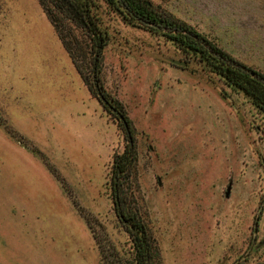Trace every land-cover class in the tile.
Instances as JSON below:
<instances>
[{"label": "rangeland", "instance_id": "374dc122", "mask_svg": "<svg viewBox=\"0 0 264 264\" xmlns=\"http://www.w3.org/2000/svg\"><path fill=\"white\" fill-rule=\"evenodd\" d=\"M152 1L264 73V0ZM102 24L98 81L163 264H264V115L162 35ZM82 65L93 92L38 0H0V264H102L94 233L127 245L107 172L128 138Z\"/></svg>", "mask_w": 264, "mask_h": 264}, {"label": "trees", "instance_id": "16d2710c", "mask_svg": "<svg viewBox=\"0 0 264 264\" xmlns=\"http://www.w3.org/2000/svg\"><path fill=\"white\" fill-rule=\"evenodd\" d=\"M38 3L84 83L93 92L82 65L85 58L91 60L97 96L100 91L118 118L122 116V120L119 119L128 138L120 152H113L107 172L114 209L127 232V245L123 249L112 243L105 245L94 233L100 261L102 264H163L146 213L133 205L131 183L136 173L137 148L130 122L119 101L103 92L98 81L99 62L109 41L102 24L103 15L112 13L127 23L142 25L162 35L183 53L219 75L227 86L241 93L263 115L264 73L238 60L205 33L152 0H38ZM99 101L102 103L101 99ZM124 122L128 124L129 132Z\"/></svg>", "mask_w": 264, "mask_h": 264}, {"label": "water", "instance_id": "95a60500", "mask_svg": "<svg viewBox=\"0 0 264 264\" xmlns=\"http://www.w3.org/2000/svg\"><path fill=\"white\" fill-rule=\"evenodd\" d=\"M171 62L175 63V64H178V65H186V62L185 61H182V60H179V59H174V58H171L170 59ZM98 95L100 96L101 100L104 99V97L102 95H100V91L98 92ZM119 118L122 120V116L120 115ZM124 126L126 128V130L129 132V129H128V124L126 122H124ZM229 192V189H227V194Z\"/></svg>", "mask_w": 264, "mask_h": 264}, {"label": "flooded vegetation", "instance_id": "af4514ba", "mask_svg": "<svg viewBox=\"0 0 264 264\" xmlns=\"http://www.w3.org/2000/svg\"><path fill=\"white\" fill-rule=\"evenodd\" d=\"M99 96V95H98ZM97 96V97H98ZM98 99H101L100 98V96L98 97ZM102 101V104H103V106H105V107H107V109H110L112 112H115L116 113V111H114V109L111 107V105L105 100V99H103V100H101ZM117 114V113H116Z\"/></svg>", "mask_w": 264, "mask_h": 264}]
</instances>
